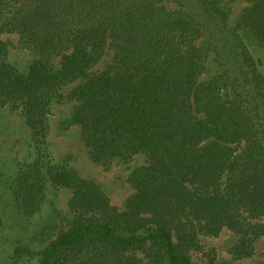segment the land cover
<instances>
[{
    "label": "trees",
    "instance_id": "trees-1",
    "mask_svg": "<svg viewBox=\"0 0 264 264\" xmlns=\"http://www.w3.org/2000/svg\"><path fill=\"white\" fill-rule=\"evenodd\" d=\"M234 1L0 0V104L23 119L32 155L4 194L31 217L48 187L72 192L73 223L39 264H192L201 235L231 230L243 256L264 237V78L244 40L264 48V0L232 26ZM3 34L31 53L24 70ZM67 98L91 160L130 168L123 210L54 163L49 117Z\"/></svg>",
    "mask_w": 264,
    "mask_h": 264
},
{
    "label": "rangeland",
    "instance_id": "rangeland-1",
    "mask_svg": "<svg viewBox=\"0 0 264 264\" xmlns=\"http://www.w3.org/2000/svg\"><path fill=\"white\" fill-rule=\"evenodd\" d=\"M249 5V0L233 2L230 16L232 26L238 25L242 11ZM2 39L8 44L10 62L16 68L24 70L33 58L31 53L20 46L15 34H3ZM244 40L264 78V48L247 36ZM110 58L111 53L105 55L98 66L104 67ZM208 67L211 74L206 75L207 77L216 69L212 63ZM71 107L68 98L52 106L49 145L54 163H64L81 178L96 184L108 197L111 205L123 210L135 193L127 181L130 168L118 163L107 165L91 160L78 127L69 123ZM31 158L28 127L17 111L7 104H0V264H39L40 252L60 230L70 227L74 220V213L69 206L72 198L69 189L48 187L45 203L31 217L22 216L15 210L11 195L4 194L5 183L13 175L15 168ZM139 162L137 160L136 165ZM199 242L200 248L190 253L192 264H264V237L256 239L249 246V256L241 255L239 240L228 229L221 230L217 235H201ZM16 249L25 251L21 258L14 257Z\"/></svg>",
    "mask_w": 264,
    "mask_h": 264
}]
</instances>
